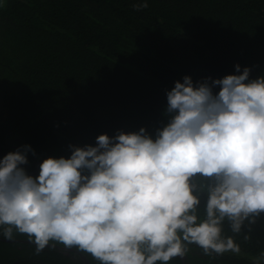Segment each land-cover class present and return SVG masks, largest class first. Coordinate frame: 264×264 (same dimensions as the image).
<instances>
[{
	"label": "clouds",
	"instance_id": "clouds-1",
	"mask_svg": "<svg viewBox=\"0 0 264 264\" xmlns=\"http://www.w3.org/2000/svg\"><path fill=\"white\" fill-rule=\"evenodd\" d=\"M235 70L176 81L154 134L140 127L69 145V157L44 159L36 176L25 167L30 145L0 158V234L26 235L37 255L63 245L99 264H169L191 245L213 259L239 255L222 233L225 222L251 231L264 215V75Z\"/></svg>",
	"mask_w": 264,
	"mask_h": 264
},
{
	"label": "trees",
	"instance_id": "trees-1",
	"mask_svg": "<svg viewBox=\"0 0 264 264\" xmlns=\"http://www.w3.org/2000/svg\"><path fill=\"white\" fill-rule=\"evenodd\" d=\"M139 2L0 0L1 152L30 145L32 171L101 134H154L167 122L166 92L184 76L220 79L240 74L237 64L250 79L264 75V0H148L136 11ZM222 234L239 255L213 259L191 245L189 263L255 264L264 253V215L240 234L225 222ZM15 245L0 240V264L15 260Z\"/></svg>",
	"mask_w": 264,
	"mask_h": 264
},
{
	"label": "flooded vegetation",
	"instance_id": "flooded-vegetation-1",
	"mask_svg": "<svg viewBox=\"0 0 264 264\" xmlns=\"http://www.w3.org/2000/svg\"><path fill=\"white\" fill-rule=\"evenodd\" d=\"M8 154V152L0 151V158ZM42 161L35 163L34 170H30L33 167L25 166L28 173L36 176L39 174V165ZM6 243L21 244L14 247L13 256L15 260L8 264H99L91 258L90 255L80 253L76 249H66L63 245H57L55 248L46 247L43 251L37 255L35 253V244L30 243L28 239H14L8 241L6 239H0ZM185 257L181 264H192ZM194 264V263H193Z\"/></svg>",
	"mask_w": 264,
	"mask_h": 264
}]
</instances>
